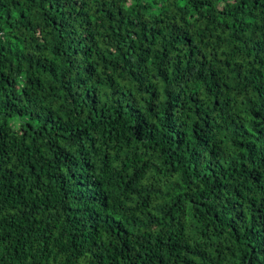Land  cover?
Listing matches in <instances>:
<instances>
[{"label":"trees","instance_id":"trees-1","mask_svg":"<svg viewBox=\"0 0 264 264\" xmlns=\"http://www.w3.org/2000/svg\"><path fill=\"white\" fill-rule=\"evenodd\" d=\"M0 264H264V0H0Z\"/></svg>","mask_w":264,"mask_h":264}]
</instances>
